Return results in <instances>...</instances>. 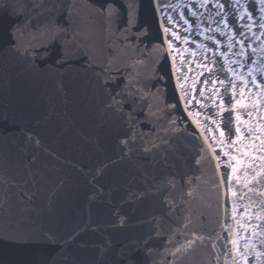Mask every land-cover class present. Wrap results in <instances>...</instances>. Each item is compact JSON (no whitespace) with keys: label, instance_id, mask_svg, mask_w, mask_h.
Instances as JSON below:
<instances>
[{"label":"water","instance_id":"1","mask_svg":"<svg viewBox=\"0 0 264 264\" xmlns=\"http://www.w3.org/2000/svg\"><path fill=\"white\" fill-rule=\"evenodd\" d=\"M165 36L156 0H0V264H217L199 241L171 254L221 231L230 169L193 136ZM118 79L140 89L131 151Z\"/></svg>","mask_w":264,"mask_h":264},{"label":"snow or ice","instance_id":"2","mask_svg":"<svg viewBox=\"0 0 264 264\" xmlns=\"http://www.w3.org/2000/svg\"><path fill=\"white\" fill-rule=\"evenodd\" d=\"M182 8L186 11H181L177 18L174 13ZM156 11L165 39L167 34L172 37L167 40L168 49L181 60V68L175 64L173 67L188 85L181 86V99L188 115L193 117V136L203 140L218 171L222 166L230 169L220 177L225 198L221 231L210 236L193 233L171 254L199 241L210 244L217 264H264V200L258 199L264 197V192L258 191L264 187V78L260 75L264 73V0H198L190 7L186 3L172 5L169 0H156ZM105 86L110 89L108 107L129 125L131 135L126 134L121 144L131 151L141 114L137 111L140 89L122 79L114 85L106 82ZM192 108L197 109L194 115ZM226 112L230 116H225ZM139 126L144 127L143 123ZM248 193L257 198L248 197L250 202L241 212L238 201ZM166 203L169 211H179L172 202ZM185 227L186 224L179 226L165 243H172L176 235L183 236ZM168 251L166 248L165 255ZM165 264L172 262L166 260Z\"/></svg>","mask_w":264,"mask_h":264}]
</instances>
